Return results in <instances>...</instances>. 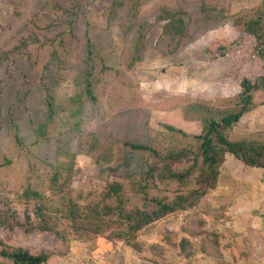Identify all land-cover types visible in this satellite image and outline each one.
<instances>
[{"label": "rangeland", "instance_id": "374dc122", "mask_svg": "<svg viewBox=\"0 0 264 264\" xmlns=\"http://www.w3.org/2000/svg\"><path fill=\"white\" fill-rule=\"evenodd\" d=\"M256 19L264 33V0H0V209L13 212L0 249L48 253L42 264H264V170L231 153L216 188L142 228L137 248L112 230L77 236L88 230L61 199L117 205L115 183L126 209L188 195L198 148L166 125L201 133L204 101L225 110L264 75ZM255 100L228 135L264 137V92Z\"/></svg>", "mask_w": 264, "mask_h": 264}, {"label": "trees", "instance_id": "16d2710c", "mask_svg": "<svg viewBox=\"0 0 264 264\" xmlns=\"http://www.w3.org/2000/svg\"><path fill=\"white\" fill-rule=\"evenodd\" d=\"M201 4L200 6L202 7H196L195 9L203 11L204 4ZM179 20L182 19L180 18ZM248 24L247 31L254 35L259 44L256 49L257 53L264 58V33L262 32L260 19L250 21ZM86 87L88 94L93 98L90 81L87 82ZM241 88V91L231 98L232 102L225 110H221L222 107L217 108L214 102H203L206 106L204 110L208 116L203 118L205 125L201 133L189 135L182 129L166 125L171 131L179 130L185 136L195 140L198 148L193 155L194 165L187 171L188 177L191 173L193 174L195 182L194 186H192L193 189H189L188 195L179 191L172 199L161 196L150 198V200L147 195L145 197L148 202L146 206L149 207L151 205V210L141 207L126 209L127 207L123 205L124 199L120 195L121 186L119 183L111 185L107 192L109 196L116 195L118 199L117 205L106 204L100 208L99 204L88 202L82 207L77 200L66 199L63 196L61 199L69 202L64 209V216L70 220L76 229L75 231L88 230L84 233H77V236L90 238L96 235H103L112 230L110 235L121 238L127 244L137 248L136 235L142 228L169 213L195 205L211 189L216 188L219 180L220 164L224 160L226 153L233 154L245 164L261 167L264 170V137L258 138L256 135H243L234 138L226 132L227 129H231L246 112L255 106L257 93L264 92V75L256 78H243ZM228 99L230 100V98ZM49 106H53L52 100H49ZM128 145L134 149L151 150L155 156L160 154L150 145L136 143H128ZM183 149L187 150L191 149V147L186 146ZM150 175L154 176L152 171H150ZM175 176H178V174L174 173V175H171L172 178ZM144 190L147 192L146 187H144ZM25 196L27 200L36 201L39 206H45L43 203L44 196L39 191L27 189ZM39 208L42 209L41 207ZM116 214L120 219L118 222L112 219ZM12 215L13 212L0 209V226H3L8 216L11 218ZM47 221L45 218L42 219L41 224L44 223L42 228L51 230L53 227L45 223ZM57 234L59 235V233ZM0 254L10 260V263L0 261V264H42L49 258L48 253L32 252L21 246L12 249L2 247Z\"/></svg>", "mask_w": 264, "mask_h": 264}]
</instances>
